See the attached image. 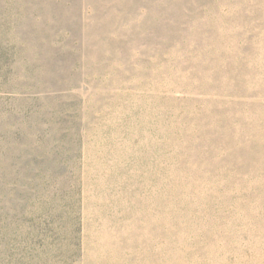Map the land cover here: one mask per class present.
Wrapping results in <instances>:
<instances>
[{
  "label": "rangeland",
  "instance_id": "374dc122",
  "mask_svg": "<svg viewBox=\"0 0 264 264\" xmlns=\"http://www.w3.org/2000/svg\"><path fill=\"white\" fill-rule=\"evenodd\" d=\"M0 0V264H264V0Z\"/></svg>",
  "mask_w": 264,
  "mask_h": 264
},
{
  "label": "trees",
  "instance_id": "16d2710c",
  "mask_svg": "<svg viewBox=\"0 0 264 264\" xmlns=\"http://www.w3.org/2000/svg\"><path fill=\"white\" fill-rule=\"evenodd\" d=\"M14 2H16V0Z\"/></svg>",
  "mask_w": 264,
  "mask_h": 264
}]
</instances>
